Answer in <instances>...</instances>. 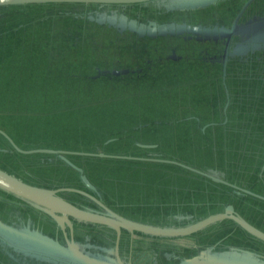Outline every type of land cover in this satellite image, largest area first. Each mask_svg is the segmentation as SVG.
I'll return each mask as SVG.
<instances>
[{"label": "trees", "instance_id": "trees-1", "mask_svg": "<svg viewBox=\"0 0 264 264\" xmlns=\"http://www.w3.org/2000/svg\"><path fill=\"white\" fill-rule=\"evenodd\" d=\"M241 5L242 0H153L132 5L57 3L0 7L3 12L16 14V17H0V127L21 147L73 149L77 141L84 142L102 129L103 134L113 130L120 132L118 128L106 132L103 121L99 122L95 116L120 113L116 107L121 108L119 105L125 101L116 95L126 90L125 85L118 84L120 81H149L148 86H151L157 78L180 84L185 83L181 80L187 77L186 83H200H196L195 90L208 93H199L198 102L191 103L186 95L180 94L184 90L182 86L167 88L178 93L174 104L181 101L182 108L198 112V115L170 117L185 127L175 132L177 135L181 133L179 144L183 146L178 147L179 150L185 153L186 150L193 151L198 162L191 163L179 157L173 159L174 155L164 156L165 159L218 175L264 196V15L252 18L248 26L238 24L230 38L231 24ZM214 9L217 10L213 12ZM239 37L246 38L240 41ZM209 44L215 49H209ZM191 45L198 47L194 52L202 55L185 60L187 56L182 57L177 49L188 53L187 48ZM163 48H167V53L161 51ZM178 62L192 68L196 74L185 69L173 70ZM210 67L219 73L220 82L214 80ZM206 83H211L210 89L206 88ZM107 93H113L112 97L116 98L95 99ZM212 96H221V99L218 101ZM208 109L216 111L217 115H201ZM127 115V120L131 115H140V109ZM190 122L195 130L187 126ZM2 140L7 145L0 144V153L6 155L8 161L17 162L19 168L10 171L4 165L1 167L32 184L52 183L46 177L31 173L38 167H45L46 160H43L54 155H23L0 134ZM163 142L164 145H172L170 140ZM156 145L145 144L150 147ZM82 149L86 148L83 146ZM64 156L56 155L57 161L80 170ZM132 162L161 166L165 172L173 174L165 175L167 183L164 191H159L161 197H165L158 204L165 215L161 220L155 219L163 223L161 226H185L211 214L224 212L227 207H233L235 213L242 216L237 205L229 202L237 196L252 202L259 208L258 211L264 213V200L215 182L194 170L167 162ZM217 196L224 198L217 199ZM175 197L177 214L171 220L172 215L166 214L175 207L166 203ZM4 204L22 207L12 212L17 220L14 223L4 219L2 213L5 214V209L0 207V221L19 231L42 232L33 226L34 215L31 212L34 211L51 216L54 223L59 222L58 217L63 219V214L33 204L0 187V205ZM209 204L214 205L212 209H205ZM181 205H184L182 209ZM217 205L223 209L216 208ZM198 206L201 209L196 211ZM261 219L264 220V216ZM85 225L93 226L89 223ZM94 226L103 232L104 242H109L108 239L112 241L109 242L111 246L100 248L108 249L109 255L114 257L115 231L105 225ZM87 235L90 237L93 234L89 232ZM137 235L139 238L147 236ZM148 237L153 240L143 243L145 241L140 238L142 243L137 244L134 239L132 246L129 241L124 247V251L129 249L132 260L136 259L137 264H142V258L144 264H164L168 261L166 256L164 259L155 258L154 254L162 247L156 242L171 241L173 244L176 239L185 241L180 244L187 246L188 251L182 249V253H177L175 264L190 258L218 257L237 249L253 252L254 256L264 259V240L231 219H219L183 237ZM2 244L8 247L0 241V246ZM82 245L88 250L84 243ZM148 253H152L153 257Z\"/></svg>", "mask_w": 264, "mask_h": 264}, {"label": "rangeland", "instance_id": "rangeland-1", "mask_svg": "<svg viewBox=\"0 0 264 264\" xmlns=\"http://www.w3.org/2000/svg\"><path fill=\"white\" fill-rule=\"evenodd\" d=\"M263 4L264 3H260V2L256 3L255 8L252 9L253 11L251 10L252 12L251 11L249 12L251 14L248 13L247 15L246 13L245 15L246 18L244 19V22H242L241 24L248 26L251 23L250 21L253 20L252 18L258 17L256 15H253L254 13H257L259 15H264V9H263L264 7H262ZM0 17H16V14L10 11L7 12L1 11ZM22 17L23 16H21V18ZM239 38L238 39L241 41L244 40L246 37H244V39H242L243 37H239ZM210 45L211 44L208 45L209 49H215V48H211L212 46ZM187 49H188V53H186L184 50H181L180 48L177 49V51L181 53L182 57L187 56L186 58H184L185 60L196 59V56L202 55L198 52H194L198 49V47L196 46L191 45V47ZM202 49L207 50L204 48ZM161 51L163 52L166 51L165 53H167V48H163L161 49ZM176 56L178 57V59L180 58L178 55ZM242 57H244V55H242ZM235 64L241 67L239 63L236 62ZM177 69H182V70L185 69L190 71L191 74H196L195 70L183 65L181 62H178L173 67V70H177ZM210 73H212L213 78L220 79L219 73H215L213 67H210ZM183 78L184 79L181 81L185 83H180V84H177L178 82H173V81H172L173 83L167 82L166 78H157L156 81L150 84L151 86L148 85L145 86L135 85L132 87L125 86L124 87L125 89L127 88H132V89H130V92L127 95H126V90L123 94L120 95L121 98H125L126 96L125 98L126 100L125 99L123 100L125 101V103L119 105L121 108L116 107V110H120V113H118L117 115H95V116L99 118V122L103 121L104 124L103 127L105 130L107 129L106 127L113 122L115 123V126L119 130L126 132H121V131L118 132L116 130L109 132L110 130L107 129L106 132L109 133L103 134L101 133V131L103 130L102 129L101 131H99V133H94L90 139L84 142L77 141L76 142L77 145L74 146H78L81 148L84 146V148H87L88 145H98L95 152H105L106 154H111V155L153 157V158H162V159H165L164 156L168 157L169 155L170 156L174 155L175 158L173 159L179 157L191 163L198 162V159L194 158L195 154L193 151L186 150L187 152L185 153L183 150H179V148L183 146L182 144L181 145L179 144L181 143L179 141L181 133L180 134L178 133L177 135L175 134V132L178 129L181 130V128H185V127L175 122V118L170 117L171 115H183V116L198 115V112L188 110V108L187 109L182 108L183 104L181 101H179L177 105L174 104L175 100L177 99L176 95L178 93H173L170 89L167 88L171 86H182L184 90H182L180 94L186 95L187 99H189L191 103L198 102L199 93L203 94L208 92L207 91L200 92L198 90H195L196 83L198 84L200 83L191 81L193 83L189 84V82L186 83V81L188 80L187 77H183ZM158 85L161 86L158 87ZM210 87H211V83L210 84L206 83V88L210 89ZM220 88L221 87H219L218 89ZM220 90L223 91V88H221ZM116 96H114L113 98H116ZM210 96L211 94L209 95V98ZM102 97H103L102 95H98V98L95 99L97 101L111 99L109 97L108 98H102ZM212 97L215 100L217 99L218 101L221 99V96L219 97L212 96ZM139 109L141 113L140 115H131L127 120L128 117L127 114H133L135 110H139ZM208 111H211V113H209ZM201 115H206V116L217 115V112L208 109L204 112H201ZM135 126H137V128H135ZM187 126L188 127L192 126V122L188 123ZM192 130H195L194 126H192ZM190 137L194 139V135L191 134ZM166 139L170 140L172 145L170 144L168 145L167 143L164 145L163 141ZM108 141H110L109 144L104 145V143ZM153 143L157 145L151 147L145 146V144L151 145ZM1 155L2 153H0V166L2 165L6 166L7 169H9L10 171H16L19 168V164L17 162H12V161L9 162L6 160V158L4 157L2 158ZM71 161L73 164L77 165L78 167L80 166L84 168L86 171L90 173V177H91L90 181L93 186V189H91L92 193H94L93 191L97 192L98 194L95 193L94 194L97 196L98 199H100L106 205L109 206V204L112 203L111 205L115 207V210L117 212L123 213L129 218L144 222H155V219L161 220L165 215L161 211V209L158 208V204L161 202V200L165 199V197L163 198L161 197L159 191H164V187L167 183L165 175L173 176V174L169 172H165V169L163 167L153 166L146 162H132L136 160H130L124 158L104 160V159H99L97 157L85 159L83 156H76L75 158H72ZM62 165L66 168V164H62ZM56 166L58 167L59 164ZM149 167H155L156 169H151ZM58 170L60 172H63V169L61 168ZM57 179L58 180H53L51 184L53 185L60 184L63 181V179L60 181L61 178H57ZM241 179L243 180V178ZM70 181H73V177L71 175H68V173L66 172V182H70ZM176 189H178L177 186ZM215 192L217 194L220 193V191H215ZM67 196L72 197L71 200H73V202L75 201L79 204H82L81 205L82 207L85 206L90 207L89 204L85 205V203L81 198H77L73 194L67 193ZM223 198H224L223 196H217V199H223ZM235 198L241 199L239 196H237L233 198L234 201L229 200V202L233 205H237L238 211L248 222L255 225L259 229L264 230V220L261 219V216H264V213H262L263 211L262 212L258 211L259 208H257V206H255V204H253L252 202L246 201L247 199L246 200L241 199L244 201L242 202L236 200ZM174 203L177 204L176 197L172 201H169L166 204L173 205ZM175 204H174L175 209L172 212H168L166 214V215L168 214L172 215L171 220H173L174 216L177 214V209ZM201 204L202 202L200 203V206ZM184 205H181V209ZM200 206L196 207V211L201 209ZM211 206L214 205L209 204V206H207L205 209H212ZM216 208L223 209V207L220 205H217ZM181 209L179 208L178 213H180ZM186 209L189 210L191 209V207H186ZM193 222L195 221H192L191 223ZM77 231L78 232L76 233L80 235L81 234L84 235L86 231L87 233L91 231L92 234L95 235H99V232L100 234H102V231L99 230L92 231L87 227L85 228L83 224L81 226H77ZM40 233L44 235V233L42 232ZM127 235L128 238L126 239L128 240L129 234L125 233V236ZM93 237L99 239V237L92 236V238ZM24 238L30 239V237L28 236H25ZM138 238L139 237L137 235V237L135 238L136 239L135 241L136 242L138 241L137 244L142 243L140 242V238L145 241L143 243L153 240L150 239L148 236H140L139 240ZM136 242L134 243L136 244ZM156 243H160L162 247L158 248L157 254H154L155 258L157 257V259L159 258L164 259V257L166 256L168 258V261L167 260L164 261V264H175L176 261L175 255L177 253H182V249H184L185 252L188 251L187 246L180 244V243H185V241L180 239H176L173 244L171 241L170 242L158 241ZM3 246L4 245L2 244V247ZM101 246L102 245H100L99 243H95V244L90 243V246L88 245V243H86V248H88L90 255L106 258L105 256H107V254L104 251L105 248L102 249L100 248ZM8 247L9 248L3 247V249L5 251H9V250L11 252L14 251V254L18 257L19 254L22 255V253H20L22 251L17 250L16 248L18 247H16L15 245L10 244V246ZM13 247L16 250L11 249ZM147 255L148 256L151 255L153 257L152 253H148ZM36 258L39 259L37 255ZM137 263L138 261L134 259V264ZM146 264H149V262Z\"/></svg>", "mask_w": 264, "mask_h": 264}, {"label": "water", "instance_id": "water-1", "mask_svg": "<svg viewBox=\"0 0 264 264\" xmlns=\"http://www.w3.org/2000/svg\"><path fill=\"white\" fill-rule=\"evenodd\" d=\"M153 0H0V6H15V5H28V4H65V3H83V4H129V3H143ZM253 0H249L244 8L247 7ZM242 12L233 22L230 29L229 36L232 37L235 33V29L238 20ZM0 133L5 136L13 148L25 154L30 153H57L62 152L54 149L48 148H36V149H23L19 147L14 140L2 129ZM74 154L88 155V156H99V157H113V158H124L130 160H143V161H157V162H167L181 165L185 168L194 170L206 177L211 178L213 181L218 183H223L232 186L244 193L252 195L256 198L264 200V196L256 192L248 190L246 188L237 186L226 179L212 174L202 172L200 170L191 168L181 162L171 159L153 158V157H133V156H121V155H108L105 153H88V152H71ZM0 187L8 192L14 193L17 196L39 206H42L48 210L55 211L57 213L63 214L62 217L66 218L73 229V221L77 223H89L96 225H105L113 229L116 233V243L114 248V257L109 255V250L107 251L106 258L96 257L89 254V251L85 247L72 239L67 240L66 246L60 244L57 240H54L46 235L41 234L39 231H19L17 229L11 228L0 221V241L5 243L6 246L10 244L15 245L17 250L24 253H35L38 258L45 260H51L53 262L58 261L60 258L57 256H64L66 259V264H131V259H126L122 257L119 252L120 238L122 232L124 234H129L131 242L137 237V233L146 234L147 236H158L167 238H177L187 236L192 234L209 224L219 220V219H231L240 225L243 229L256 236L259 239L264 240V232L260 231L248 221H246L242 216L235 213L233 207H227L224 212L214 213L206 216L200 220L190 223L185 226H157L153 224H148L141 221H136L125 216L120 215L114 210L110 209L105 203H103L96 196L88 193L86 191L71 188V187H58V188H44L28 182L23 181L12 173L7 172L0 168ZM66 191H74L83 194L85 197L99 204L105 212L100 213L98 211H93L89 208H80L75 206L68 200L64 199L59 195ZM50 214H54L51 212ZM57 216V215H55ZM58 217V216H57ZM59 218V222L61 217ZM73 220V221H72ZM30 237V239H25V236ZM32 238V239H31ZM25 240V241H24ZM19 243V244H18ZM90 246V244H88ZM5 246V245H4ZM86 246V244H85ZM14 248V247H13ZM14 248V250H16ZM103 249V248H102ZM253 252L250 251H240L233 250L228 253L221 254L218 257H213L209 255L207 257H197L190 258L180 261L177 264H264V259L257 255L254 256ZM43 255V256H40ZM203 258H208L202 260ZM56 260V261H55ZM62 260V259H61Z\"/></svg>", "mask_w": 264, "mask_h": 264}, {"label": "flooded vegetation", "instance_id": "flooded-vegetation-1", "mask_svg": "<svg viewBox=\"0 0 264 264\" xmlns=\"http://www.w3.org/2000/svg\"><path fill=\"white\" fill-rule=\"evenodd\" d=\"M248 1L249 0H242V5L239 8V11L237 12V14L235 15V17L233 19V22H234L235 19L238 17V15L242 12V14H241V16H240V18L238 20L237 25L238 24H241L242 22H244V19L246 18V16H245L246 13L248 15V13L252 9L255 8L256 2L257 3H259V2L260 3H264V0H253L250 4L247 5L246 8H244L246 6V4H247ZM66 4H70V3H66ZM132 4H137V3H129L128 5H132ZM106 5H125V4H106ZM262 7H264V4L262 5ZM215 10L216 9H214L213 12H215ZM249 14H251V13H249ZM253 15L260 16L257 13H254ZM233 22L231 24V27L233 25ZM116 54H118V53H116ZM226 56H227V54L224 55V58H226ZM220 79L214 78V80H217V82H220ZM148 82L149 81L145 82V81H137V80H134V79H128V80L120 81L118 84L119 85H125V86H128V87H131V86H135V85H144L145 86V85H148ZM130 89H132V88H127L126 89V95L130 92ZM112 95H113V93H107L106 95H102L103 96L102 98H104L105 96H110V98H111ZM120 95L121 94L119 93V95L117 96V98H121ZM125 98H126V96H125ZM125 98H123V99H125ZM111 126H113V127H111ZM108 127H111V128H108ZM108 127H107L108 130H111L112 128H117L115 126V123H113V122L110 123V125ZM0 129H2L3 131H5L14 140V138L5 129H3L2 127H0ZM119 131H121V130H119ZM121 132H126V131H121ZM3 137L9 142V140L5 136H3ZM2 141H0V144H2L4 146L7 145V143H5L4 141L2 142ZM14 142L19 147H21L15 140H14ZM97 147H98V145H95V146L94 145H88V147L86 149H82V148L81 149H77L76 146H74L73 149H60V148H55V147H50V146H46V147L45 146H40V147H32V148L21 147V148H23V149L48 148V149H54V150L62 151V152H57V153H43V152L30 153L31 155L32 154L33 155H38V154L54 155V156L45 158L43 160V161L46 160L45 161V163H46L45 167H42V168H39L38 167V168H36V172L34 171V173H31V175H34V176L35 175H41L43 177H46V179H50L52 181L53 180H58L57 178H61L60 181L63 179V181L60 184H55V185H53V184H46L45 185V184H42V182H41V183H37V184H34L33 183L34 185H37V186H40V187H44V188L71 187V188H76V189H80V190L86 191V192L91 193L92 195L96 196L95 194H98V193L95 192V191H93L95 193L94 194V193H92V190H91V189H93V186H92V183L90 181L91 180L90 173L88 171H86L84 168H82L80 166L78 167L75 164H73V166H75L76 168H78L80 170L71 169L67 165H66V168H65L62 164H66V163H62L60 161H57L56 155L63 154V155H65L64 157L66 159H69L70 161H71L72 158H75L76 156H83L85 159L86 158H94V157H97L99 159H104V160L122 159V158H113V157H108V156L107 157H99V156H88V155H80V154L71 153V152L105 153V152H95L96 149H97ZM79 150H82V151H79ZM21 154H23V155H30V154H25V153H21ZM108 155H111V154H108ZM1 157L2 158L3 157L6 158V160L8 161V157L6 155L2 154ZM58 164H59V166L57 167L56 165H58ZM0 168L3 169V170H6L5 168H3L1 166H0ZM60 168L63 169V172H60L58 170ZM6 171L9 172V173H11L8 170H6ZM66 172L68 173V175H71L73 177V181L66 182ZM15 176H17V175H15ZM18 178H20V177H18ZM20 179H22V178H20ZM41 179H43V178H41ZM22 180L25 181V182L30 183L28 180H25V179H22ZM78 180H79V182H78ZM30 184H32V183H30ZM67 193L68 194H73L77 198H81L83 200V202L85 203V205L86 204H89L90 207H87V206L82 207L81 206L82 204H79V203H77L75 201L73 202V200H71L72 197H68L67 196ZM3 194L5 195V193H3ZM3 194H1V195L4 196ZM59 195L61 197H63L64 199L68 200L69 202H71L72 204H74L75 206H78L80 208H86L87 207V208H92L95 211H98L100 213L105 212L104 209L99 204H97L96 202H94V201L90 200L89 198L85 197L81 193L74 192V191H66V192H63V193H59ZM111 204H109V206L108 205L107 206L110 209H112L115 212H117L115 210V207L113 205H111ZM6 205H8V204H4L2 206L0 205V207H2V209H5V214H3L2 211L0 212V214L2 213V215H3V217H4L5 220H7V221H9L11 223H14V221H17V220L14 219L16 216H14V214L12 212H15L18 209H22V207H20L18 205L17 206L15 205L14 207H8ZM117 213H119L122 216L127 217L123 213H120V212H117ZM31 214L34 215L33 216L34 217V219H33V226L35 228H39L40 230H42V232L44 234L48 235L50 238H52L54 240H57L63 246H66L67 240L72 239V238H73L74 241L79 242L81 244L82 243H84V244H86V243H92V244L99 243L103 247H109L112 244V243L111 244L109 243V242H112L110 239L107 240L109 242H106V241L104 242V240H103V232H102V234H100V232H99V235H95V234L92 235V236H95V237H99V239H96L94 237L92 238V236L89 237L86 234L87 231H86V233L84 235H82V234L80 235V234L76 233V232H78L77 231V226H81L83 223L73 222V225H72L73 229H71L70 223L64 217H63V220H60V222L54 223L53 222V218L51 216L47 215V214L40 213L39 211L31 212ZM127 218H129V217H127ZM130 219H132V218H130ZM133 220H135V219H133ZM136 221H140V220H136ZM141 222H144V221H141ZM145 223L153 224V225H157V226L163 225V223H161V222L158 223L156 220H155V222H145ZM92 225L93 226H91V225H88L87 226V225L83 224V226H85V228L87 227V228H89L92 231L99 230V229H97L98 227L94 226L96 224H92ZM91 228H93V229H91ZM94 228H96V229H94ZM99 231H101V230H99ZM96 232H98V231H96ZM90 234H92L91 231H90ZM113 236H115L114 237V240H115L114 241V244H115L116 243V233ZM126 238H128V235L125 236L124 232H122V235H121V238H120L119 252H120V255L123 254V256H126L128 259L130 258L132 260V254H130L131 252L129 253V249L126 250V252L124 251V247L127 245V243L129 241H131L130 235H129V239L128 240ZM131 244H133V241L130 242V246H132ZM121 246H123V248H121ZM6 248H8V247H6ZM120 248L123 250V253H121V249ZM20 253H22V255L19 254V257H18V256H16L14 254V251L13 252H11L10 250L9 251H5L3 249V247L0 246V264H52V263H47L44 260L37 259L34 256L35 253H32V254H25L23 252H20ZM24 260H27V261H24ZM133 261L134 260H132L131 264H133ZM144 262H145V260H144V258H142V264H144ZM56 264H62V263L60 261H56Z\"/></svg>", "mask_w": 264, "mask_h": 264}, {"label": "crops", "instance_id": "crops-1", "mask_svg": "<svg viewBox=\"0 0 264 264\" xmlns=\"http://www.w3.org/2000/svg\"><path fill=\"white\" fill-rule=\"evenodd\" d=\"M35 256V255H34ZM40 256H43V255H40ZM60 259L58 261H60L62 264H66V259L64 258V256H59L57 255ZM36 257V256H35ZM40 260H44L45 262L47 263H52V264H56V262H53L51 260H45V259H42L41 257L39 258ZM62 259V260H61Z\"/></svg>", "mask_w": 264, "mask_h": 264}]
</instances>
